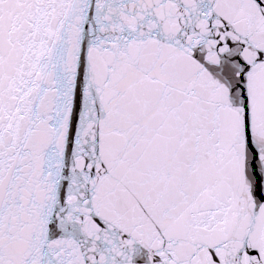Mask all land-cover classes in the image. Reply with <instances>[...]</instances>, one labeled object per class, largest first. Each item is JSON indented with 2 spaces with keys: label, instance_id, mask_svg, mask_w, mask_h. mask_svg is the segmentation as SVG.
<instances>
[{
  "label": "snow or ice",
  "instance_id": "6c2138e0",
  "mask_svg": "<svg viewBox=\"0 0 264 264\" xmlns=\"http://www.w3.org/2000/svg\"><path fill=\"white\" fill-rule=\"evenodd\" d=\"M0 264H264V0H0Z\"/></svg>",
  "mask_w": 264,
  "mask_h": 264
}]
</instances>
